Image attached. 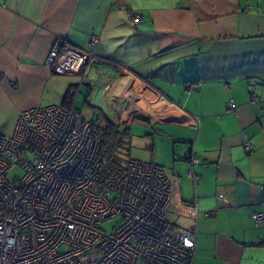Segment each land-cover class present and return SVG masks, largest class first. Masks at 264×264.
Here are the masks:
<instances>
[{
    "label": "crops",
    "instance_id": "0c3cea01",
    "mask_svg": "<svg viewBox=\"0 0 264 264\" xmlns=\"http://www.w3.org/2000/svg\"><path fill=\"white\" fill-rule=\"evenodd\" d=\"M63 42L94 59L56 73ZM49 104L128 127V157L167 173V219L196 229L194 264H264V0H0V133Z\"/></svg>",
    "mask_w": 264,
    "mask_h": 264
},
{
    "label": "built area",
    "instance_id": "2783aa9c",
    "mask_svg": "<svg viewBox=\"0 0 264 264\" xmlns=\"http://www.w3.org/2000/svg\"><path fill=\"white\" fill-rule=\"evenodd\" d=\"M93 59L63 42L51 48L46 65L76 74ZM103 134L58 104L24 109L13 131L0 133V264H194L195 227H176L166 217L165 169L131 157L122 170L109 167L98 159ZM251 149L245 142L244 150ZM182 156L197 183L199 157L189 150ZM16 164L23 175L8 182ZM217 198L228 206L223 194ZM112 218L118 223L104 231ZM252 220L264 224V212Z\"/></svg>",
    "mask_w": 264,
    "mask_h": 264
},
{
    "label": "trees",
    "instance_id": "16d2710c",
    "mask_svg": "<svg viewBox=\"0 0 264 264\" xmlns=\"http://www.w3.org/2000/svg\"><path fill=\"white\" fill-rule=\"evenodd\" d=\"M103 138L99 145L98 159L103 161L109 167L115 170H122L126 160L129 157L125 156L128 127L119 128L117 125L108 122L104 127Z\"/></svg>",
    "mask_w": 264,
    "mask_h": 264
},
{
    "label": "rangeland",
    "instance_id": "374dc122",
    "mask_svg": "<svg viewBox=\"0 0 264 264\" xmlns=\"http://www.w3.org/2000/svg\"><path fill=\"white\" fill-rule=\"evenodd\" d=\"M127 146L126 150L124 148V152H125V156L128 157V138H127V144H125ZM132 149V154L133 153H137L138 150L136 147H133L131 148ZM140 151V150H139ZM129 156H132L134 157V155H130ZM135 158H140V157H135ZM142 159V158H140ZM23 175V170L22 168L19 166V165H13L9 168V170L7 171V174H6V180L8 182H12L14 180H17V179H20ZM119 221V218H112L110 220H107L105 222H103L102 224V229L106 232H110L113 227H115V225L118 223Z\"/></svg>",
    "mask_w": 264,
    "mask_h": 264
}]
</instances>
